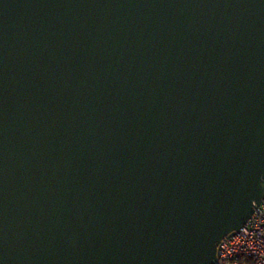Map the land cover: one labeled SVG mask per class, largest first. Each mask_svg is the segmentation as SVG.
I'll use <instances>...</instances> for the list:
<instances>
[{"label": "water", "instance_id": "water-1", "mask_svg": "<svg viewBox=\"0 0 264 264\" xmlns=\"http://www.w3.org/2000/svg\"><path fill=\"white\" fill-rule=\"evenodd\" d=\"M264 198V0H0V264H214Z\"/></svg>", "mask_w": 264, "mask_h": 264}, {"label": "built area", "instance_id": "built-area-1", "mask_svg": "<svg viewBox=\"0 0 264 264\" xmlns=\"http://www.w3.org/2000/svg\"><path fill=\"white\" fill-rule=\"evenodd\" d=\"M214 264H264V198L240 231L222 238Z\"/></svg>", "mask_w": 264, "mask_h": 264}]
</instances>
